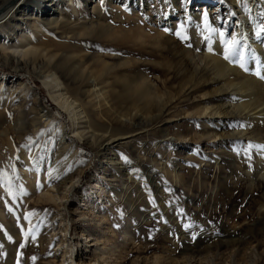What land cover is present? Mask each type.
Masks as SVG:
<instances>
[{"label": "rangeland", "instance_id": "1", "mask_svg": "<svg viewBox=\"0 0 264 264\" xmlns=\"http://www.w3.org/2000/svg\"><path fill=\"white\" fill-rule=\"evenodd\" d=\"M74 1L88 17L93 15L90 5ZM179 1L182 9L197 7L203 25L217 15L214 7H228L223 0ZM101 2L106 21L116 28L109 37L98 32L76 41L79 53L89 71L103 69V59L113 65L108 78L95 75L100 82L108 79L122 89L128 81L148 79L150 96L111 94L107 101L113 108L112 103L103 108L105 121L95 118V133L111 127L119 140L110 146L92 133L80 140L68 113L43 85V67L16 70L0 61V264H61L64 254L63 264H87L92 256L95 264H264V172L257 171L254 148L230 135L221 143V138L189 140L191 130H204L198 118H184L195 107L190 97L178 93L183 75L174 43L192 47L191 18L183 15L173 26L160 25L161 38L147 28L140 39L136 31L128 32L135 27L128 15L118 18L108 0ZM72 7L64 3L63 12L74 21L80 16ZM214 23L218 27L221 21ZM14 24L0 26V45L20 44ZM46 38L55 50L71 49L56 32ZM7 50L12 54V48ZM73 65L68 61L64 67L71 71ZM219 85L197 91L193 99L217 96L212 92ZM159 97L168 110L158 118ZM135 110L143 121L140 116L132 121L142 123L141 128L131 125ZM230 123L224 129L215 123L213 130L231 134L240 121ZM128 130H136L135 136L120 139ZM71 176L75 179L68 188Z\"/></svg>", "mask_w": 264, "mask_h": 264}, {"label": "bare ground", "instance_id": "2", "mask_svg": "<svg viewBox=\"0 0 264 264\" xmlns=\"http://www.w3.org/2000/svg\"><path fill=\"white\" fill-rule=\"evenodd\" d=\"M83 1L86 6L90 5L92 16L88 17L80 5L74 0H0V26L2 28L5 25L11 26L12 21H14V28L12 29L19 32L18 37L20 38V44L17 47H5V44L0 45V61L14 66L15 68H12L16 70H27L30 66H35L37 64L43 67V72H45L46 75L42 83L49 92L52 100L68 113L73 127L72 133L80 140H84L86 134L92 133L94 138L103 139L104 142L107 141L108 145L111 146L116 140H119L115 137L116 134H113V131L111 132V127L110 129H106V132L99 136L95 133V131L98 130V123L96 120L105 121L106 118L103 114L105 110L103 111V108L112 103L107 101L108 96L111 94H119L124 97L131 92H142L144 96L148 97L150 96L149 89L152 88V85L147 78V80L142 83H138L137 81H132L133 84L131 81L125 82L124 88L121 86L122 89L117 88L115 85H111V81L108 82V79V81L103 80L100 82L96 76L102 79L106 77L107 73L115 72V68L112 67L113 65L111 63L112 66L108 65L104 59L102 60L104 64L103 66L101 65L103 69L100 71H89L87 67L89 64L88 60L87 64L83 58V54L79 53L80 51L83 53L81 50L82 48L78 46L79 43L87 37L95 36L94 34L98 32H102V34L107 33L109 37L110 31L112 29L114 30L116 27H113L112 23L110 24L106 21L105 8L104 4L101 2L102 0ZM223 1L228 3L227 9L224 10L222 6L214 7L217 11L213 12H217V15L214 17L210 16L209 23L206 25L202 24V20L200 21L202 16L197 12V7L187 5V8L182 9V2L179 0H108V3L112 9L118 12V18H120L122 14L128 15L131 23L135 27L132 28L134 30L130 29V27L128 28L129 31L127 28L126 29L128 32L133 31L132 33H135L136 31L139 35H142L140 39L143 38V35H145L144 33L148 34V32L145 31L147 28L155 31V35L159 33L161 36L163 32L159 29L160 25L175 24L177 22L176 20L183 15L191 18V33L194 39L192 47L186 49L177 41L174 43L178 48L176 51V54H178L176 65L179 66V69L182 71L181 75H183V83L178 93L180 95L185 94V97H190L195 107V110H193L194 112L191 114L187 113L184 118H198L203 124L204 130L202 134L191 130L190 136L188 135L189 140L200 141L202 139H207L217 142V140H219L217 138H221L222 140L218 141L221 143L230 135V137L236 136L237 138H244L247 148L249 144L264 145V79H261L260 76L255 74L256 70L260 69L261 74L264 75V37L256 36L258 26L264 23V0ZM67 2L73 5L72 11L80 16L74 21H72L73 19H71L68 14L63 12V5ZM127 6H130L132 11L128 10ZM182 10L184 12H181ZM81 19L82 21H80ZM217 20L221 21L218 27L215 26L216 23H214ZM19 28H21V30H19ZM119 29L121 30L120 27ZM51 31L58 33L59 38L63 40L61 44L71 49L60 52L58 51L59 49L55 50L52 47V43H47L46 41L50 40H47L46 37ZM220 33L224 35H220ZM233 36L240 41L237 47L244 54L243 62L249 69L247 72L239 66V63L224 59L225 44L227 41H230ZM39 39H44L45 41L37 42ZM76 41H79V43H77L78 45L75 43ZM10 48L13 49L12 54L11 52H7V49ZM209 49H211V51ZM89 55L90 54H88V56ZM92 57L94 58L96 55L93 54ZM118 57L121 58V56ZM234 59L238 60L239 58L236 57ZM68 61L74 62L73 70L71 71H69L70 68L67 70L64 67L66 63L68 64ZM96 61L95 64H97L98 61L100 63V60ZM69 67L72 69V66ZM74 71L80 76L77 77ZM43 72L42 74H44ZM175 75H177V77L180 76V74L176 72ZM85 78L87 80H85ZM134 78L136 79V77ZM216 84L220 85L217 86V90L214 89L212 93H217V96L193 99L197 91L207 87L212 88ZM123 94L125 95L123 96ZM176 95L178 94L175 93L174 96ZM207 95L209 96V94ZM162 98L163 97L158 98V108L160 110L158 118L164 115L168 110V105L163 103ZM215 98L219 100L217 103H214ZM171 99H174V97L170 98V100ZM176 100H178V98L176 99L175 97V101ZM121 101L122 100H120V102ZM131 102H129L130 105ZM134 104V108L137 107L138 109V107H141L136 106V103ZM111 107L113 108V103ZM123 109H120V111ZM111 111L110 109L109 113H111ZM138 111L142 112V109ZM134 112L135 114L132 115L130 120L132 121L134 118L139 119L138 116H140L141 120L139 121H143L142 118L145 117L143 112V117L142 114H139L136 110L133 111V113ZM180 114L178 117L184 115L183 113ZM155 115H153V117ZM145 119L149 120L148 118ZM233 119H238L240 121L238 129L235 132L231 134H221L218 131H214L215 129L213 130V127H216L214 125L215 123L221 124L220 127L222 129L228 128ZM120 120L122 121L123 119L120 118ZM131 125L139 128L144 126L142 123L136 124L134 121H132ZM147 129L144 131L148 132L149 130ZM135 131L128 130L123 133L127 136H122L120 139L132 138L135 136L133 134H136L134 133ZM90 135L88 136L90 137ZM180 137L182 138V136ZM253 148V156L257 159V171L264 172V149L257 147ZM67 172H70V170ZM261 177L264 178V173H262ZM74 179V176L70 177L69 181L71 185L68 188L72 187ZM63 256L64 258L61 260V264L68 258L65 257V254ZM80 258L79 255V259ZM95 262V256L89 257L87 260V264H95Z\"/></svg>", "mask_w": 264, "mask_h": 264}, {"label": "snow or ice", "instance_id": "3", "mask_svg": "<svg viewBox=\"0 0 264 264\" xmlns=\"http://www.w3.org/2000/svg\"><path fill=\"white\" fill-rule=\"evenodd\" d=\"M220 35H224L223 33H220ZM256 36L257 37H264V23L260 24L257 28L256 31ZM240 44V41L233 36L232 39L230 41H227L225 44V51H224V59L225 60H233V62H237L239 63V66L244 70V71H249V69L245 66V63L243 62L244 60V54L242 51H240L238 49V45ZM211 51V49H209ZM238 57L239 59H234ZM257 76H260L261 79H264V75L261 74V70L257 69L256 73ZM249 148L252 147H257V148H261L264 149V145H252L249 144L248 145ZM35 214V213H32Z\"/></svg>", "mask_w": 264, "mask_h": 264}]
</instances>
